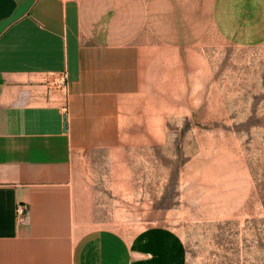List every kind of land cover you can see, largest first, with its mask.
<instances>
[{"label":"rangeland","instance_id":"1","mask_svg":"<svg viewBox=\"0 0 264 264\" xmlns=\"http://www.w3.org/2000/svg\"><path fill=\"white\" fill-rule=\"evenodd\" d=\"M78 1L146 67L134 127L73 152L82 219L171 228L185 264H264V0Z\"/></svg>","mask_w":264,"mask_h":264},{"label":"crops","instance_id":"2","mask_svg":"<svg viewBox=\"0 0 264 264\" xmlns=\"http://www.w3.org/2000/svg\"><path fill=\"white\" fill-rule=\"evenodd\" d=\"M97 27L78 0H0V264H185L171 228L82 219L73 152L134 127L146 74L140 48Z\"/></svg>","mask_w":264,"mask_h":264},{"label":"built area","instance_id":"3","mask_svg":"<svg viewBox=\"0 0 264 264\" xmlns=\"http://www.w3.org/2000/svg\"><path fill=\"white\" fill-rule=\"evenodd\" d=\"M58 84H60L61 88L67 89L68 88V72L63 71L61 74L58 76ZM63 113L66 115L67 110H68V104L65 103L63 105ZM17 220L19 222H24L26 220V207L23 204H18L17 205Z\"/></svg>","mask_w":264,"mask_h":264}]
</instances>
